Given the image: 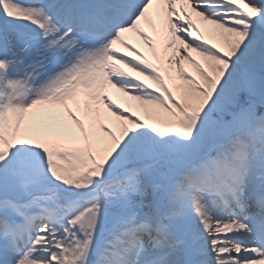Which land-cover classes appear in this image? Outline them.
I'll list each match as a JSON object with an SVG mask.
<instances>
[{
	"label": "snow or ice",
	"instance_id": "6c2138e0",
	"mask_svg": "<svg viewBox=\"0 0 264 264\" xmlns=\"http://www.w3.org/2000/svg\"><path fill=\"white\" fill-rule=\"evenodd\" d=\"M0 264H264V0H0Z\"/></svg>",
	"mask_w": 264,
	"mask_h": 264
},
{
	"label": "bare ground",
	"instance_id": "6f19581e",
	"mask_svg": "<svg viewBox=\"0 0 264 264\" xmlns=\"http://www.w3.org/2000/svg\"><path fill=\"white\" fill-rule=\"evenodd\" d=\"M193 16V20L194 22L197 24V27H199L203 33V35L205 36L206 39L209 40L210 43H217V45H220V40L211 32V30L209 29L208 26H206L204 24L203 21H201L198 17L195 16V14H192ZM141 27L143 28V30L147 31L149 33V35H153L152 30L147 26L142 24ZM157 27H160V20H157ZM128 39H129V43H133L135 46L139 47L141 52L144 53L145 57L147 59H149L151 62L153 63H157L160 64L161 61L157 58V54H159L160 56H163L164 54V42L163 41H155V53L153 52L152 49H150L148 46L144 45L143 42L139 39V37L135 36L132 34L129 36L128 34ZM175 47V45H174ZM195 55V54H193ZM202 66H204L207 69V65L205 64V62L203 60H201L200 57H195ZM185 70L191 72L194 76L197 77V79H199L198 74L196 73L195 69L191 67V65H189L186 61L183 62ZM164 66L167 67V63L166 60L164 61ZM127 70V69H125ZM133 75H135V73H133ZM141 79H143V77H141ZM147 83H151L150 81H146ZM154 87V85H153ZM108 94L112 96V99L115 103L119 104L121 106V108L123 109H128L132 112L135 113V115L139 116L140 119L144 120L145 119V112L144 110L140 107L139 103L137 101L132 100L131 98L125 96L123 93H119L116 91L115 93V97H113V92H110L108 90ZM100 109L102 111V113H100L98 119H97V131L99 132V124L100 123H104L106 124L108 127L112 128L113 132H115L117 135H119V129L115 126L114 124V118L110 116L109 113H107V110L104 109V107L102 105H100ZM108 114V116H110V118H102V114ZM79 115V113H78ZM101 117V118H100ZM84 124H85V128L87 129L89 127L90 121L86 118H84ZM75 126V125H74ZM76 127V126H75ZM100 134H103L102 132Z\"/></svg>",
	"mask_w": 264,
	"mask_h": 264
},
{
	"label": "rangeland",
	"instance_id": "374dc122",
	"mask_svg": "<svg viewBox=\"0 0 264 264\" xmlns=\"http://www.w3.org/2000/svg\"><path fill=\"white\" fill-rule=\"evenodd\" d=\"M208 39H209V38H208ZM201 60H202V59H201ZM110 90H111V91H114L115 89H114V90H113V89H110ZM100 113H102V111H100ZM102 115H103L102 118H105V119H106V118H108V119L110 118V116L107 117V115H108L107 113H106V114H102ZM100 118H101V117H100ZM82 119H83V117H82ZM97 126H98V125H97ZM72 127H73V131H74L77 135H82V134L79 132V129H78L77 126L75 127V126L73 125ZM100 135H104V134H100Z\"/></svg>",
	"mask_w": 264,
	"mask_h": 264
}]
</instances>
